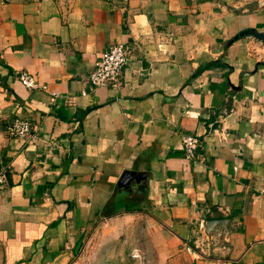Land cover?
<instances>
[{"label": "crops", "instance_id": "1", "mask_svg": "<svg viewBox=\"0 0 264 264\" xmlns=\"http://www.w3.org/2000/svg\"><path fill=\"white\" fill-rule=\"evenodd\" d=\"M263 2L0 0V264H69L95 220L139 213L162 264H264V44L228 43L264 32ZM114 44L118 85L91 88ZM15 118L32 141L6 136ZM126 171L145 179L117 187Z\"/></svg>", "mask_w": 264, "mask_h": 264}, {"label": "rangeland", "instance_id": "2", "mask_svg": "<svg viewBox=\"0 0 264 264\" xmlns=\"http://www.w3.org/2000/svg\"><path fill=\"white\" fill-rule=\"evenodd\" d=\"M161 240L156 227L140 213L98 219L69 264H162L155 247Z\"/></svg>", "mask_w": 264, "mask_h": 264}, {"label": "built area", "instance_id": "3", "mask_svg": "<svg viewBox=\"0 0 264 264\" xmlns=\"http://www.w3.org/2000/svg\"><path fill=\"white\" fill-rule=\"evenodd\" d=\"M129 48L123 44H114L108 46L93 63L91 72L88 75V83L91 88L98 87H116L123 65L126 63L129 55ZM17 81L21 87L26 90L45 89L40 86L35 79L26 72H20L17 75ZM7 137L27 142L32 141L30 135V125L26 120L15 118L5 128ZM199 142L195 136L183 135L181 137V152L185 161L192 162L196 158V150ZM6 183V173L0 169V190Z\"/></svg>", "mask_w": 264, "mask_h": 264}, {"label": "water", "instance_id": "4", "mask_svg": "<svg viewBox=\"0 0 264 264\" xmlns=\"http://www.w3.org/2000/svg\"><path fill=\"white\" fill-rule=\"evenodd\" d=\"M264 5V2H263ZM251 36L256 39L261 44H264V32H256L254 29H248L243 32H240L236 36L232 38L228 43L237 40L238 38ZM145 179V174L143 173H135V172H123L118 181L117 187L125 188V185L130 181H135L139 183L140 181ZM200 233L203 236L204 241L209 245H216L218 243H223L226 239L227 226L225 220H213V221H204L201 224Z\"/></svg>", "mask_w": 264, "mask_h": 264}]
</instances>
